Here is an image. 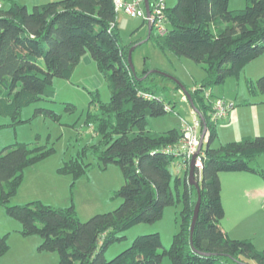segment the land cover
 <instances>
[{"label": "trees", "instance_id": "obj_1", "mask_svg": "<svg viewBox=\"0 0 264 264\" xmlns=\"http://www.w3.org/2000/svg\"><path fill=\"white\" fill-rule=\"evenodd\" d=\"M116 17L114 0H60L35 5L32 11L15 1L6 9L0 7V116L22 123L20 111L52 97L53 81H69L81 58L89 55L110 92L107 103L90 93L87 124L99 141L84 145L58 173L77 180L90 165L85 160L93 157L103 167L118 166L123 176V185L114 193L120 205L85 222L79 221L72 205L57 208L39 201L12 205L24 170L54 152L36 142L15 143L0 151V206L20 223L23 236L40 237L39 251L56 252L58 264H162L164 256L172 264H264V251L256 250L250 239L230 238L220 225L224 218L220 174L259 173L249 162L264 154V134L212 147L217 120L212 117L213 103L205 96L208 88L237 79L247 64L264 54V0H246L245 8L234 12L228 0H177L164 10L166 33L151 30L147 39L162 53L188 59L205 73L200 86L188 91L207 130L200 180L194 174L200 204L191 242L197 193L187 170L174 180L176 199L171 191L170 167L176 159L182 165L173 151L181 132L156 133L150 128L149 119L167 114L168 105L148 83L154 75L168 78L147 69L138 77L132 73L131 46L121 44ZM255 85L264 94V76ZM170 109L173 112L174 106ZM33 115L58 119L46 108H36ZM176 201L182 203L180 225L168 250H161L159 234L152 233L136 237L113 259H105V250L123 239L118 234L155 223ZM6 238L0 236V256L8 250Z\"/></svg>", "mask_w": 264, "mask_h": 264}, {"label": "rangeland", "instance_id": "obj_2", "mask_svg": "<svg viewBox=\"0 0 264 264\" xmlns=\"http://www.w3.org/2000/svg\"><path fill=\"white\" fill-rule=\"evenodd\" d=\"M11 1L27 5L28 10L32 11V0H0L1 7L6 9ZM44 1L48 3L60 0ZM154 1L149 0L150 3ZM176 2L177 0H165V7L172 8ZM228 6L230 11H239L245 8L246 0H228ZM116 22L121 44L134 48L130 59L134 75L138 77L144 69H147L149 72H159L168 78L164 80L159 75H154L151 83H148L155 85L157 95L164 99L167 107L174 106L173 112L151 117L150 128L156 133H163L172 129L180 130L182 120L192 124L196 114L177 82L185 91H192L194 87L200 86L205 78L202 67L188 59L162 53L152 41H147V24L141 18H132L120 11L117 12ZM262 76H264V54L247 64L237 79L228 78L222 84L213 85L207 89V92L211 93V103L221 99L228 106L233 107H229V113L246 110L245 114L240 113L238 121L231 117L230 120L226 117L216 121L217 139L212 147L239 141L244 136L241 133L248 129L252 122L260 121L263 124V132L252 137L264 134V94L260 93L255 85ZM175 86L178 87L175 88ZM53 88L55 93L52 97L43 98L25 106L20 111L22 123L13 124L9 118L0 116V151L15 143L35 142L54 149L49 157L27 167L25 169L27 171L24 170L23 180L10 200L12 205H22L37 199L41 203H48L51 199L50 194L55 198L54 196L57 195L55 191L61 186L57 183L56 175L60 174L59 167L75 157L84 145L96 144L99 141L87 124L90 93L96 92L98 100L101 103H107L110 92L102 73L91 57L85 55L81 58L69 81L55 79ZM36 108L51 109L58 115V119L35 116L33 114ZM202 147L206 148V142ZM85 162L90 165L86 173L77 180H73L71 175L60 174L71 178L69 195L76 199V207L72 206L76 217L81 222H85L93 215L116 209L121 200L114 198V193L123 185V176L118 166L110 164L103 167L93 157L87 158ZM178 163L180 160L176 159L170 167L171 191L175 199L177 196L174 180L177 176L182 178L184 175ZM249 165L259 173L220 174L225 213L220 225L229 229H232L231 226H236L238 240L250 239L256 250L264 251V195L260 198L256 195L259 182L264 184V154L255 157ZM28 172L34 173L29 176ZM25 175L27 177L24 178ZM59 193L61 198H64L61 190ZM181 211L182 203L176 201L173 206L164 209L162 218L155 223L138 224L118 234L117 236L123 239L114 242L105 250V259H113L127 249L136 237L152 233L159 234L161 250H168L173 235L179 230ZM20 229V223L10 218L5 209L0 206V236H7L8 245L7 252L0 256V264H58L59 258L56 252L38 250L41 243L39 236H23ZM236 230L234 229L233 233ZM162 264L172 263L168 256H164ZM249 264L256 263L250 261Z\"/></svg>", "mask_w": 264, "mask_h": 264}, {"label": "built area", "instance_id": "obj_3", "mask_svg": "<svg viewBox=\"0 0 264 264\" xmlns=\"http://www.w3.org/2000/svg\"><path fill=\"white\" fill-rule=\"evenodd\" d=\"M114 6L116 12L122 11L132 18H141L146 24L149 23L155 34L162 36L166 33V26L163 21L164 10L166 8L165 0H155L153 3L149 4V16H147L145 12L143 0H114ZM205 96L210 97L211 94L206 93ZM146 97L150 98V96L148 95ZM229 107L231 108V106H228L221 99H216L212 107L213 119L217 121L219 119H225L227 117ZM166 111L169 113L171 112V109L169 107H166ZM181 124L182 125L180 132L182 137L173 151L174 153H176L177 156L179 155V158L181 159V168L188 171L190 160L193 156L196 155L200 144L202 126L199 118L196 115L192 124H189L184 120H182ZM202 148L200 152L196 155V158L194 160V174L198 180H200L201 171L203 168Z\"/></svg>", "mask_w": 264, "mask_h": 264}, {"label": "crops", "instance_id": "obj_4", "mask_svg": "<svg viewBox=\"0 0 264 264\" xmlns=\"http://www.w3.org/2000/svg\"><path fill=\"white\" fill-rule=\"evenodd\" d=\"M44 2H45L44 0H32V4H33L32 6L40 5V4H43ZM25 6L28 8L27 5H25ZM231 108H233V107L231 106ZM240 113L245 114L246 110L241 109V110H238L237 112L232 111L231 113H229V111H228V114H227L228 118L227 119L230 120V117H231V119L233 118L234 120L238 121L240 119ZM261 132H263V124H261L260 121H257L255 123L252 122L251 125L249 126V128L246 129L245 131H243V133H241V135H244L243 137H247V136L252 137L255 134H257V135L261 134ZM25 171H27V170H25ZM182 171H183V169H182ZM31 173H34V172H28L27 175L30 176V175H32ZM237 174L245 175L246 173H237ZM56 175L58 176V180H57L58 182L57 183H59L61 185L60 188L57 191H55V193H57V195L54 196L55 198H53L50 194V198H51L50 201H48V203H44V202H42V203H44L45 205H49V206L57 207V208H64V207H68L71 205H73V206L75 205V207H76V199L74 198V196L69 195V184H70L71 178H67V176H61L60 174H56ZM25 177H27V176L25 175L24 178ZM240 177H243V176H240ZM240 179L243 180L244 178H240ZM220 182H221V180H220ZM49 185H52V184H49ZM51 189H53V188H51ZM59 190H61L64 198H61V194L59 193ZM256 195L259 196V198L264 195V184H262L261 182H259L258 187L256 188ZM58 196H59V199H57ZM36 201H39V199H37ZM221 201H222V187H221ZM29 202H32V201H29ZM221 227L227 233V235L230 238L237 239L236 235H237L238 230H236V228H237L236 226H231L232 229L224 227L223 225H221ZM234 229L236 230L235 233H233ZM231 231H232V233H231ZM240 240H243V239H240Z\"/></svg>", "mask_w": 264, "mask_h": 264}, {"label": "water", "instance_id": "obj_5", "mask_svg": "<svg viewBox=\"0 0 264 264\" xmlns=\"http://www.w3.org/2000/svg\"><path fill=\"white\" fill-rule=\"evenodd\" d=\"M143 6H144V9H145V12H146L147 16H149L150 9H149L148 0H143ZM147 29H148V35H147V39H148V36H149V34H150L151 30H152V27H151V25L149 23H147ZM133 49L134 48H130L129 52H128V63L130 65L132 73H133V69H132V66H131L130 59H131V53H132ZM171 79H173V78H171ZM173 80L175 82H177L175 79H173ZM177 84L183 90V92L185 93V95L187 97V100H188V102H189V104L191 106V109L197 115V117L199 118V120L201 122L202 130H201V135H200V144H199V147H198V150H197V153H196V155H197L200 152L203 143L206 142V139H205L206 138V131H207L206 130V126H205L204 119L202 118L201 114H199V112L195 109L193 101H192L190 95L188 94V92L185 91V89L181 86L180 83L177 82ZM196 155L191 158L190 163H189V167H188V172H187L188 182H189V184L191 186H193L195 188L196 193H197V201H196V204H195V207H194L193 216H192L191 224H190V234H189L190 242L192 241V234H193L195 222H196L197 215H198L199 204H200L199 187H198V183L194 180V160L196 158Z\"/></svg>", "mask_w": 264, "mask_h": 264}]
</instances>
